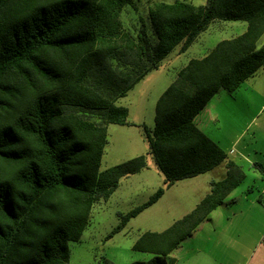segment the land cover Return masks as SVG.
Wrapping results in <instances>:
<instances>
[{
	"label": "trees",
	"instance_id": "trees-1",
	"mask_svg": "<svg viewBox=\"0 0 264 264\" xmlns=\"http://www.w3.org/2000/svg\"><path fill=\"white\" fill-rule=\"evenodd\" d=\"M138 0H0V264H68L93 206L120 180L147 167L145 155L101 169L110 124L131 125L121 98L175 47L185 52L214 20L245 21L241 35L192 58L156 102L147 133L166 187L225 163L226 175L163 231H145L130 264H176L192 237L245 179L243 169L195 123L221 90L235 92L264 66V0L156 1L134 30L121 15ZM122 216L109 238L155 204ZM109 264V263H107Z\"/></svg>",
	"mask_w": 264,
	"mask_h": 264
},
{
	"label": "rangeland",
	"instance_id": "rangeland-1",
	"mask_svg": "<svg viewBox=\"0 0 264 264\" xmlns=\"http://www.w3.org/2000/svg\"><path fill=\"white\" fill-rule=\"evenodd\" d=\"M156 1L174 0L136 1L122 12L124 26L134 30L140 27L142 18L151 31L148 10ZM185 1L199 6L204 5L207 0ZM246 29L245 21L214 20L185 52L180 51V45L175 47L163 59L158 69L149 72L127 96L119 100L118 105L129 109L128 120L132 124L108 126L109 142L105 147L101 169L105 170L139 155L146 156L147 167L139 173L122 178L118 188L107 200L102 199L93 206L90 223L80 241L69 242L68 264H130L151 259V253L132 248L140 235L148 230L163 231L171 226L210 192V181L220 180L225 176V172L221 170L223 167H219L217 171L177 181L171 187H166L165 175L158 169L153 155L149 153L147 133L152 134L155 126L156 102L175 80L178 71L190 59L203 57L218 42L241 35ZM263 44L264 34L258 46ZM251 80H255V89L261 91L258 96L264 98L263 66L236 92L228 95L230 107L223 101L224 116L217 124L212 125L214 132H210L209 136L227 151L231 140L243 132L249 120L254 117L253 114L257 115L254 109H250L246 112L248 121L245 118L238 121L236 118V113L242 114L245 111L244 86L247 82H252ZM259 104L260 99H256L255 105ZM256 119L257 123L252 128L264 120V106ZM251 126L246 129L249 133ZM254 143L264 146V134ZM250 171L251 169L245 168L246 178L230 194L226 203L219 206L211 214V219L201 224L195 234L172 253L177 260L176 264H264V199L259 201L262 181L259 172L255 176ZM160 187L165 189L164 195L109 238L122 216L147 202ZM233 198L236 202L231 203Z\"/></svg>",
	"mask_w": 264,
	"mask_h": 264
},
{
	"label": "crops",
	"instance_id": "crops-1",
	"mask_svg": "<svg viewBox=\"0 0 264 264\" xmlns=\"http://www.w3.org/2000/svg\"><path fill=\"white\" fill-rule=\"evenodd\" d=\"M251 81L252 82H247V84L244 86L243 96L246 104L245 111L242 114L240 112L236 113V118L238 121H241L244 118L248 121L249 119L248 117H246V112L249 111L250 109L251 110L254 109L257 115L253 114L254 117H252V119L249 120L245 129H243V132H241L238 136H236L231 140V146L229 150L228 151L226 149L224 150L227 152V154L230 153L229 160H232L236 164H238L243 169L244 172H245V168L251 169L250 172L255 174V176L256 173L259 172V177L262 181L261 194H260L261 196L259 197V201L261 202L262 199H264V197L262 196L264 193V146L255 145L254 142H256L259 136H262V134H264V120L261 121L260 124H258L256 127L254 128L252 127L255 126V123H257L258 119L256 118L260 113L262 106H264V102L262 103L264 98H260L258 96L261 95V91H257L255 89L256 88V86L254 85L255 80H251ZM244 83H242V85H244ZM233 93H229L226 90H221L219 93H217L215 96L212 97V99L208 102L205 108L196 116L195 123L202 131H204L208 135H210V132H214V128L212 125L217 124L220 121V118L224 116V111H223L224 108L222 109V102L226 101L230 107L231 101L229 100L228 95H232ZM256 99H260L261 104L256 106L255 105ZM249 126H251L250 128H252L250 133L247 132L246 130ZM219 167H223V169L221 170L224 171L226 175L225 163L219 165L218 167H215L211 171H217ZM204 197H202V199ZM234 202H236V199L234 198L231 199V203Z\"/></svg>",
	"mask_w": 264,
	"mask_h": 264
},
{
	"label": "built area",
	"instance_id": "built-area-1",
	"mask_svg": "<svg viewBox=\"0 0 264 264\" xmlns=\"http://www.w3.org/2000/svg\"><path fill=\"white\" fill-rule=\"evenodd\" d=\"M263 197H264V193H263V195H262Z\"/></svg>",
	"mask_w": 264,
	"mask_h": 264
}]
</instances>
